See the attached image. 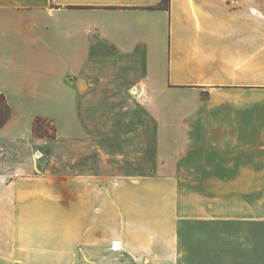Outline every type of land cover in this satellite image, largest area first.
<instances>
[{
	"label": "crops",
	"instance_id": "1",
	"mask_svg": "<svg viewBox=\"0 0 264 264\" xmlns=\"http://www.w3.org/2000/svg\"><path fill=\"white\" fill-rule=\"evenodd\" d=\"M162 2L0 0V264H264V0Z\"/></svg>",
	"mask_w": 264,
	"mask_h": 264
},
{
	"label": "trees",
	"instance_id": "2",
	"mask_svg": "<svg viewBox=\"0 0 264 264\" xmlns=\"http://www.w3.org/2000/svg\"><path fill=\"white\" fill-rule=\"evenodd\" d=\"M168 3L169 0H163L161 7H166ZM0 99L4 102V106L1 107V110H4L2 119L0 120V127H2L10 119L12 112L5 96L1 92ZM33 133L41 137H56L57 126L52 118L43 115H37L33 121Z\"/></svg>",
	"mask_w": 264,
	"mask_h": 264
},
{
	"label": "rangeland",
	"instance_id": "3",
	"mask_svg": "<svg viewBox=\"0 0 264 264\" xmlns=\"http://www.w3.org/2000/svg\"><path fill=\"white\" fill-rule=\"evenodd\" d=\"M206 96V94H204ZM4 106V102L0 99V120L2 119L4 110H1V107ZM1 128V127H0ZM82 213L76 212L75 214L73 212L68 211H60V217L61 218H73V217H81Z\"/></svg>",
	"mask_w": 264,
	"mask_h": 264
},
{
	"label": "bare ground",
	"instance_id": "4",
	"mask_svg": "<svg viewBox=\"0 0 264 264\" xmlns=\"http://www.w3.org/2000/svg\"><path fill=\"white\" fill-rule=\"evenodd\" d=\"M113 247H114V248H119V243H115V244L113 245Z\"/></svg>",
	"mask_w": 264,
	"mask_h": 264
}]
</instances>
